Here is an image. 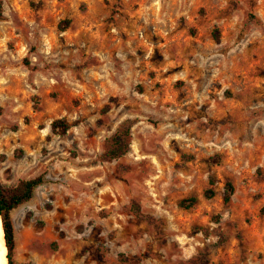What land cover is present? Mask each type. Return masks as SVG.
Instances as JSON below:
<instances>
[{
  "label": "rangeland",
  "instance_id": "374dc122",
  "mask_svg": "<svg viewBox=\"0 0 264 264\" xmlns=\"http://www.w3.org/2000/svg\"><path fill=\"white\" fill-rule=\"evenodd\" d=\"M0 3L15 264H264V0Z\"/></svg>",
  "mask_w": 264,
  "mask_h": 264
},
{
  "label": "trees",
  "instance_id": "16d2710c",
  "mask_svg": "<svg viewBox=\"0 0 264 264\" xmlns=\"http://www.w3.org/2000/svg\"><path fill=\"white\" fill-rule=\"evenodd\" d=\"M2 12V6L0 3V17ZM70 125L67 123L65 119L55 120L51 123L50 128L53 134L63 135L67 132ZM115 145H118L116 150L112 151V157L117 158L123 152V146L119 143L115 138L113 139ZM42 183L41 177H36L30 180H22L18 182L15 187H11L8 189L3 188L0 185V210H1V218H2V227L4 233V242L6 246V258L8 264H15L12 259L13 249H14V229L13 224L10 218V212L15 209L17 206L27 202L30 200L32 192L35 187ZM211 184V183H210ZM233 186L231 183L226 184V189L223 195V201L228 203L230 201V197L233 193ZM213 192L211 190H207L204 193V196L209 197L212 196ZM196 202L195 197H189L186 200H182L179 203L180 207L189 208Z\"/></svg>",
  "mask_w": 264,
  "mask_h": 264
},
{
  "label": "bare ground",
  "instance_id": "6f19581e",
  "mask_svg": "<svg viewBox=\"0 0 264 264\" xmlns=\"http://www.w3.org/2000/svg\"><path fill=\"white\" fill-rule=\"evenodd\" d=\"M6 246L4 245L3 236L0 234V264H7V258L5 256Z\"/></svg>",
  "mask_w": 264,
  "mask_h": 264
},
{
  "label": "water",
  "instance_id": "95a60500",
  "mask_svg": "<svg viewBox=\"0 0 264 264\" xmlns=\"http://www.w3.org/2000/svg\"><path fill=\"white\" fill-rule=\"evenodd\" d=\"M0 234L3 236V241H4V233H3V227H2V218H1V210H0ZM5 245V242H4ZM8 264V263H7Z\"/></svg>",
  "mask_w": 264,
  "mask_h": 264
}]
</instances>
